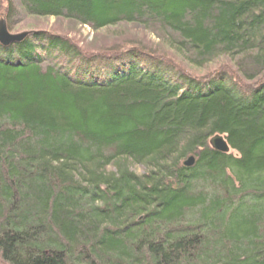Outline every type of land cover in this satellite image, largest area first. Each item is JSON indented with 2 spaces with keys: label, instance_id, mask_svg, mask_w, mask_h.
<instances>
[{
  "label": "trees",
  "instance_id": "trees-1",
  "mask_svg": "<svg viewBox=\"0 0 264 264\" xmlns=\"http://www.w3.org/2000/svg\"><path fill=\"white\" fill-rule=\"evenodd\" d=\"M16 1L95 31L141 25L198 68L237 69L198 76L146 45L91 53L35 29L0 42L3 258L264 264V0H5L11 32Z\"/></svg>",
  "mask_w": 264,
  "mask_h": 264
},
{
  "label": "rangeland",
  "instance_id": "rangeland-1",
  "mask_svg": "<svg viewBox=\"0 0 264 264\" xmlns=\"http://www.w3.org/2000/svg\"><path fill=\"white\" fill-rule=\"evenodd\" d=\"M15 7L17 9V15L14 18L15 22L11 25L13 31H10L13 34L23 31L28 32L29 30L35 29L37 31L65 35L78 43L82 49L91 53L108 52V50L116 48L128 50L129 48L134 47L137 43H142V45L154 47V49L157 52L159 51V54L163 57L166 56L164 58L165 61H170L171 59L186 72L198 76H207V74L214 72V70L220 66H227L234 70L237 69L234 62L225 57L213 59L207 63V65L198 68L187 60L188 55H182L184 54L183 52L182 54L175 52L164 38H159L151 29H146L141 25L121 23L119 25L109 26L95 31L88 25L79 24L74 20L66 18L31 16L23 11L20 2L18 1H16ZM7 10V2H5V0H0V21L2 19H7ZM8 26L9 24L7 23V27ZM116 64L115 67H120V65H118L119 62ZM237 76L238 75H236V77ZM242 80L245 84H253V81L244 79V77ZM231 153L238 155L234 150H231ZM130 167L138 174H142L147 170L145 165L134 162H130ZM109 169L111 170L112 167H109ZM0 264H9V262L3 258L1 253Z\"/></svg>",
  "mask_w": 264,
  "mask_h": 264
},
{
  "label": "water",
  "instance_id": "water-1",
  "mask_svg": "<svg viewBox=\"0 0 264 264\" xmlns=\"http://www.w3.org/2000/svg\"><path fill=\"white\" fill-rule=\"evenodd\" d=\"M27 35V32L23 31L20 33H11L8 30L7 23L5 19H2L0 21V42L4 44H8L11 41L20 40L24 38ZM210 145L215 150L222 152V153H229L231 150V147L229 143L227 142L226 138L221 134H216L210 139ZM195 163L194 156H190L185 160L184 165L185 166H192Z\"/></svg>",
  "mask_w": 264,
  "mask_h": 264
},
{
  "label": "bare ground",
  "instance_id": "bare-ground-1",
  "mask_svg": "<svg viewBox=\"0 0 264 264\" xmlns=\"http://www.w3.org/2000/svg\"><path fill=\"white\" fill-rule=\"evenodd\" d=\"M60 36H64V35H60ZM134 47H138V48H141L142 50H143V52H144V46L142 45V43H137ZM133 48V47H132ZM152 48V49H151ZM140 49V50H141ZM146 50V49H145ZM119 51L122 53V52H124L125 50H121V49H119ZM140 53H142V51H140ZM156 53H159V51L157 52L155 49H154V47H152V46H150L147 50H146V52H145V58H149V57H152L154 54H156ZM117 54H119V53H117ZM125 54V53H124ZM125 55H127V54H125ZM122 58V57H121ZM117 69V68H116ZM216 135V134H215ZM214 136V135H213ZM212 136V137H213ZM211 137V138H212ZM210 138V139H211Z\"/></svg>",
  "mask_w": 264,
  "mask_h": 264
}]
</instances>
